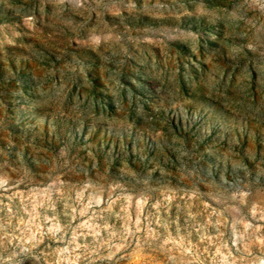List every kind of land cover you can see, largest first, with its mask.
<instances>
[{
    "label": "rangeland",
    "instance_id": "1",
    "mask_svg": "<svg viewBox=\"0 0 264 264\" xmlns=\"http://www.w3.org/2000/svg\"><path fill=\"white\" fill-rule=\"evenodd\" d=\"M0 264H264V0H0Z\"/></svg>",
    "mask_w": 264,
    "mask_h": 264
}]
</instances>
